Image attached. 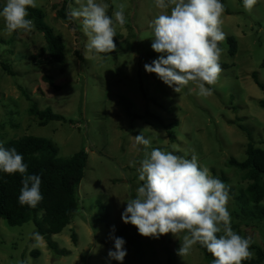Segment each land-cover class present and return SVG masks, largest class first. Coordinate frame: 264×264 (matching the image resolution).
<instances>
[{
	"label": "rangeland",
	"instance_id": "374dc122",
	"mask_svg": "<svg viewBox=\"0 0 264 264\" xmlns=\"http://www.w3.org/2000/svg\"><path fill=\"white\" fill-rule=\"evenodd\" d=\"M61 1L36 0L44 23L64 45L61 64L50 58L35 28L8 34L0 17V143L34 136L51 141L60 157L80 149L86 152L84 177L77 188L79 210L61 233L51 236L58 249L70 253L54 256L44 239L36 238L31 221L11 227L0 218V264H121L108 258V251L114 250L109 238L113 226L114 235L125 240L127 255L122 264H211L196 244L188 255H177L186 230L177 237L168 233L157 239L141 236L135 226L122 221L127 201L136 197L137 188L144 183L138 179L140 162L145 151L153 149L187 159L195 155L201 168L207 167L221 181L223 177L229 189L226 207L231 228L251 238L250 245L264 253V219H242L234 212V198L249 182L242 172L224 165L229 158L245 159L247 138L238 126L248 130L255 147L264 149V109L258 106L264 90L251 77L256 73L264 85V0H258L251 11H245L243 0H221L225 10L220 27L226 38H235L237 50L231 56L226 39L218 42L222 71L214 85H205L212 90L210 96L199 95L194 82L175 93L156 74L145 71V64L162 55L152 50L151 22L161 13H170L171 7L160 9L155 0H95L108 5L106 14L114 21L119 46L103 56L87 52L88 37L81 21L69 15L70 4L79 7L76 0L67 3L70 24L55 18ZM5 4L6 0H0V11ZM120 4L125 5L123 26L114 16ZM45 75L54 79L58 91L42 81ZM32 104L39 110L48 107L71 123L51 121L39 126L28 114ZM173 122L175 139L171 142L165 127ZM141 132L150 140L147 147L135 143L133 136ZM99 206L107 211V224L97 220ZM72 232L75 244L70 240ZM220 235L223 231L217 233ZM249 250L255 258L254 250ZM34 252L37 254L32 255Z\"/></svg>",
	"mask_w": 264,
	"mask_h": 264
},
{
	"label": "clouds",
	"instance_id": "9594fccd",
	"mask_svg": "<svg viewBox=\"0 0 264 264\" xmlns=\"http://www.w3.org/2000/svg\"><path fill=\"white\" fill-rule=\"evenodd\" d=\"M258 0H243L245 11H251ZM72 8L70 17L81 21L88 37L85 45L88 53H111L116 49L113 19L106 14L107 4L86 0ZM156 7L170 13L159 14L152 22V50L160 53L157 59L145 64L147 73H154L175 93L194 82L198 94L210 96L212 90L205 85H214L222 71L219 60L222 49L218 42L226 39L221 30V16L225 10L221 0H155ZM36 8V0H6L0 17L5 21L8 34L17 30L32 31L34 21L28 19V8ZM125 5L115 11V21L123 26ZM136 145H150L142 132L133 136ZM137 169L138 179L144 183L137 188L136 197L127 201L121 219L135 226L143 237L159 238L168 233L177 237L185 232L177 255L186 256L193 245L199 242L215 258L212 264H242L252 259L251 238L235 233L230 226V213L226 207L229 189L221 180L214 178L207 167L201 168L195 155L191 159L174 155L160 149L145 151V157ZM27 164L15 148L0 146V171L23 176L18 201L20 205L36 208L43 200L40 175H24ZM222 225V227H221ZM223 231V235L217 233ZM113 226L109 238L114 241V250L108 258L124 261L127 251L125 240L114 235ZM39 239V234H36Z\"/></svg>",
	"mask_w": 264,
	"mask_h": 264
},
{
	"label": "trees",
	"instance_id": "16d2710c",
	"mask_svg": "<svg viewBox=\"0 0 264 264\" xmlns=\"http://www.w3.org/2000/svg\"><path fill=\"white\" fill-rule=\"evenodd\" d=\"M68 0H62L55 11V18L66 24H70L71 19L67 14ZM28 19H32L35 24V30L41 33L46 49L50 58L56 63L64 62V45L59 36L55 35L43 21L44 13L37 8H28ZM114 43L118 48L115 39ZM228 54L234 56L237 50V44L234 37H227ZM113 53V51L111 52ZM111 53H100L107 56ZM81 61L82 58L76 54ZM264 67V61H262ZM3 70L12 75V73L3 67ZM254 84L264 90L256 77V73L251 75ZM42 81L50 88L58 91L60 87L55 84L51 76H43ZM17 90L26 99L29 96L23 88L17 86ZM258 106L264 109V99L258 101ZM28 114L38 120L39 126H45L51 121L69 122L62 115L55 114L50 108L39 110L35 104L28 108ZM175 122L165 127L169 141H174L172 128ZM238 128L245 133L247 145L245 149V159L237 161L229 158L224 165L228 168H234L243 173V178L249 183L244 190L234 198L235 214L242 219H264V206H261L264 200V149L255 147L252 137L248 130L242 126ZM5 149L15 148L16 151L23 156L24 163L27 164V172L24 175H40L42 183L40 191L43 200L36 208L27 205H20L18 197L22 187L23 176L20 173L8 174L0 171V218L3 219L8 226H21L29 221L34 225L35 233L41 236L47 249L54 256H66L70 252L65 249H58L57 245L51 240V236L61 233V231L69 225L74 215L79 210V198L77 188L82 178L87 162V154L83 149L75 152L68 157L58 156L57 147L48 139L34 136H23L17 140H10L0 143ZM211 172L215 174L214 169ZM222 181L226 180L222 177ZM97 220L107 224V211L102 206L98 207ZM70 240L76 243L75 233L72 232ZM196 247L203 253L204 257L211 261L215 259L205 247L196 244ZM250 249L254 250L256 257L242 262V264H259L264 260V253L254 245H250ZM34 252L32 255H36Z\"/></svg>",
	"mask_w": 264,
	"mask_h": 264
}]
</instances>
